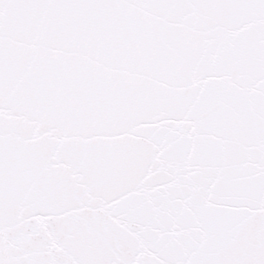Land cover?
<instances>
[{
  "label": "snow or ice",
  "instance_id": "1",
  "mask_svg": "<svg viewBox=\"0 0 264 264\" xmlns=\"http://www.w3.org/2000/svg\"><path fill=\"white\" fill-rule=\"evenodd\" d=\"M0 264H264V0H0Z\"/></svg>",
  "mask_w": 264,
  "mask_h": 264
}]
</instances>
